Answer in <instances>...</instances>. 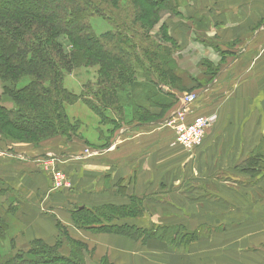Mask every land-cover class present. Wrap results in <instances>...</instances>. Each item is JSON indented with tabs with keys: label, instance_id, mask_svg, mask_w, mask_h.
Returning a JSON list of instances; mask_svg holds the SVG:
<instances>
[{
	"label": "crops",
	"instance_id": "1",
	"mask_svg": "<svg viewBox=\"0 0 264 264\" xmlns=\"http://www.w3.org/2000/svg\"><path fill=\"white\" fill-rule=\"evenodd\" d=\"M180 4L179 18L165 22L167 36L198 55L200 67L182 65L178 88L162 92L171 104L184 89L197 93L195 114L214 117L202 144L187 151L175 142L161 122L178 104L170 111L155 107L160 89L144 74L135 95H119L127 116L108 112L113 128L84 121L87 133L40 145L0 136L5 252L41 241L68 256L76 241L90 253L89 264H264V0ZM52 169L65 174L67 187L54 188ZM107 207L121 211L112 225L145 234L97 233L74 223L77 210Z\"/></svg>",
	"mask_w": 264,
	"mask_h": 264
},
{
	"label": "trees",
	"instance_id": "2",
	"mask_svg": "<svg viewBox=\"0 0 264 264\" xmlns=\"http://www.w3.org/2000/svg\"><path fill=\"white\" fill-rule=\"evenodd\" d=\"M124 1L133 23L132 19L120 22L115 11L109 13L103 8L107 3L119 9ZM180 5V0H0V134L8 141L32 143L74 136L81 124L71 123L65 105L80 96L87 97V100L83 97L85 102L103 123L115 122L109 119L108 112L121 118L127 116L128 111L120 104L119 95L126 94L127 90L135 95L136 81L142 74L155 75L154 86L160 89L161 95L156 97L155 92L154 106L167 109L171 101L162 92L167 82L153 64L162 58L151 45L142 48L134 42L138 29L133 24L152 27L162 14L179 16ZM94 16L109 19L111 28L97 33L92 25ZM62 36L69 40L70 51L58 40ZM148 54L150 61L146 58ZM90 57L100 60L98 79L95 84L88 82L83 94L76 96L63 87V79L69 74L68 67L89 65ZM162 65L172 73L169 82H177L178 88L181 78L176 73L177 68ZM108 69H116L118 74H109ZM149 84L152 86L150 81ZM5 103H10L11 107ZM140 108H132L130 113L138 116ZM120 212L113 207L94 211L81 209L74 212L73 218L77 227L97 233L131 238L145 234L112 225L113 217ZM6 227L0 221L2 242L6 240ZM59 247L37 241L28 251L7 253L5 246L0 244V264H89V252L84 244L70 241L68 256L61 255ZM99 264L109 262L102 260Z\"/></svg>",
	"mask_w": 264,
	"mask_h": 264
},
{
	"label": "rangeland",
	"instance_id": "3",
	"mask_svg": "<svg viewBox=\"0 0 264 264\" xmlns=\"http://www.w3.org/2000/svg\"><path fill=\"white\" fill-rule=\"evenodd\" d=\"M126 4H127L126 1H124L122 3V5L119 7V9H116V8H113L111 5H108L107 3H105V4H103V8L105 11H107L109 13L112 10L115 11L119 16L120 22H122V21L126 22V21L131 20L133 18L131 13H129L130 12L129 9L126 7ZM178 18H179V16H172L170 14L165 13V14H162V17L159 19V21L157 23H155V25L152 27L151 26L149 27L148 26L149 24H142L140 26L135 24V23L133 24L134 27H136L138 29V32L135 35L136 38L133 39L134 42H136L138 44V46L142 47V48L143 47L148 48V45H151L154 50H156L157 52H159L161 54V55L160 54L158 55V56H161V58H162L161 61L154 62V63L152 62V63L156 65L155 67L157 69V72H158V74L161 75L164 82H167L166 85H168L169 87H172V88L177 87V82H176V84L173 80H172V82H169V79H172L171 78L172 73H170V71L168 70V67L166 68L162 64H166L169 67H171V66L175 67L179 71V70H181L182 65H184L183 67L185 69H189V70L191 69L192 70V68L194 69V67L196 68V66L200 67L198 62H201L198 55H195L193 53H186L187 49H185L178 42H174L169 36H167V31H166V28L164 26L165 22L169 21L171 19L175 20ZM112 19H113V17H112ZM108 20L109 19H106V18L104 20V19L99 18V17H95V16H94V18L92 17V25L94 26L97 33L104 32L107 28H111V26H112L111 22ZM131 21L133 23V19ZM131 21H129L128 23L130 24ZM184 26L189 28V30L191 29L190 28L191 25L182 23L181 27L183 29H184ZM143 29L146 32H144ZM134 32H135V30H134ZM143 34H145V35H143ZM137 36H139V37H137ZM58 40L60 41V43L62 44V47L66 51L71 50L70 42L65 36L58 38ZM152 54H153V52L151 53V55ZM146 58L148 59V61H150V54H148ZM88 61H89V65L84 64L81 67H74V68L68 67L67 71L69 72V74L63 79L64 80L63 81V87L66 88L68 91H70L72 94H74L76 96H80L81 94H83V89H85L84 86L88 82H91V84H95V82L98 79V75L100 73V64H99L100 60L93 58V57H90V58H88ZM108 70L107 71L109 72V74L110 73H112L113 75L118 74V71L116 69L111 70V71H110V69H108ZM188 72L185 71L183 73L188 75L189 74ZM104 73L107 74L106 71H104ZM212 73H215V72H212ZM194 74H195V72H194ZM140 76H142V75H140ZM144 78L146 80L150 79V81L156 79L155 75H152V74L144 75ZM201 78H202V76H200L196 79L201 80ZM204 78H205V76H203V79ZM0 90L2 91V85L1 84H0ZM125 93L127 95L130 94V92L128 90ZM180 93L188 94V95L197 94L193 90L187 91L186 89H184ZM83 97L86 98V100H87L86 96H80V98L78 100L74 101L73 103L70 102L69 104H66L65 110H66L68 117L70 118L71 123L81 121L82 129L81 130L79 129V131H85L87 133L89 125H88V128L83 130L84 129L83 123H85L84 121H87L88 124H90V125L96 126L97 123H99V122L101 123L102 119L100 120V118L97 115H95L96 113L91 110V108L87 105V103L85 102ZM178 98H179V95L175 97V101H177ZM175 101L169 106L168 111H170L173 108V106L178 104L179 100L177 102H175ZM79 103H83L86 107H79L80 106ZM5 105L8 108L11 107L10 103L9 104L5 103ZM89 108L94 113L92 115L95 117V120H92L91 117H89L88 113L90 114V111L87 112V110H89ZM207 110H208V108H205V109L203 108L201 112L203 113V112H206ZM168 111H167V113H168ZM78 112H83V114L80 115V113H78ZM85 112H87V114H85ZM165 113H161V114L164 115ZM206 113H204V117L210 121L213 120L214 117L211 114L207 115ZM110 116H111V114L108 115L109 119H110ZM77 117L78 118L80 117V119H77ZM154 117L155 116H151V117L146 116V118H149V119H146L144 121H152V120L156 119V117L155 118ZM157 122H159V121H157ZM110 126H111V128H113V125H111L108 122H105L104 128H110ZM79 131H78V133H79ZM0 136L3 139H5L4 136H2L1 134H0ZM43 142H45V141L41 140L40 143L15 141V143L31 144V145H40ZM245 169L248 170L249 168L246 167ZM191 235H192L191 239H194V234H191ZM121 236H123V235H121ZM124 237H126V236H124ZM141 238H144V237L141 236ZM87 256L89 258L90 253L87 254ZM89 261L91 262V259H89Z\"/></svg>",
	"mask_w": 264,
	"mask_h": 264
},
{
	"label": "built area",
	"instance_id": "4",
	"mask_svg": "<svg viewBox=\"0 0 264 264\" xmlns=\"http://www.w3.org/2000/svg\"><path fill=\"white\" fill-rule=\"evenodd\" d=\"M197 99V94H182L177 108L161 122L163 126L172 128L175 133V142L187 151H193L202 144L210 124V120L195 114L193 105ZM86 153L91 155L94 152L86 150ZM52 176L56 190L68 186V180L63 172L52 169Z\"/></svg>",
	"mask_w": 264,
	"mask_h": 264
}]
</instances>
